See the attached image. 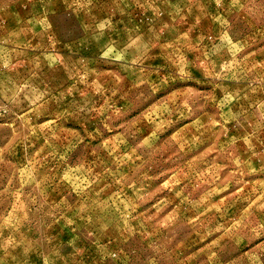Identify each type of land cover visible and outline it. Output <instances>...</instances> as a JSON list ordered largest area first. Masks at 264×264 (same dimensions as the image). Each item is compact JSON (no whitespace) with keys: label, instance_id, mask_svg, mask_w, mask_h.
<instances>
[{"label":"rangeland","instance_id":"1","mask_svg":"<svg viewBox=\"0 0 264 264\" xmlns=\"http://www.w3.org/2000/svg\"><path fill=\"white\" fill-rule=\"evenodd\" d=\"M0 264H264V0H0Z\"/></svg>","mask_w":264,"mask_h":264}]
</instances>
